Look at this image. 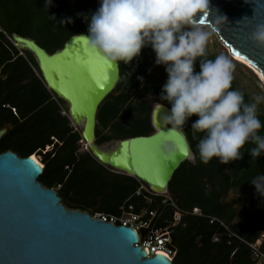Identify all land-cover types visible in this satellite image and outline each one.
Here are the masks:
<instances>
[{
  "label": "trees",
  "instance_id": "16d2710c",
  "mask_svg": "<svg viewBox=\"0 0 264 264\" xmlns=\"http://www.w3.org/2000/svg\"><path fill=\"white\" fill-rule=\"evenodd\" d=\"M99 7L100 0H51L48 6L46 0H0V130L7 129L0 139V154L11 151L20 158L38 157L43 166L38 182L56 191L67 210L93 217L118 215L127 206L134 214L155 212L153 228H166L172 211L163 204L164 198L145 191L137 195L141 185L147 188L145 184L111 172L81 151L80 133L60 114L64 103L45 88L32 56L20 53L9 40L14 34L29 38L52 54L70 37L87 35L91 16ZM216 56L208 51V58ZM155 59L147 46L129 64H119L120 80L97 111V145L150 135L152 100L172 107L160 98L168 75ZM199 71L197 60L194 72ZM232 87L244 93L246 102L251 99L235 79ZM259 118L264 124V105ZM197 119L192 116L183 126L195 163H182L168 185L172 200L189 213L171 229L172 264H257L246 243L264 234V196L251 184L264 174V154L252 159L248 151L254 145L247 144L241 160L223 165L214 158L207 165L201 163L196 148L200 134L192 137ZM231 195L235 199L229 200ZM193 209H199L202 217L190 215ZM209 218L220 220L226 228L209 224ZM259 250L264 255V239Z\"/></svg>",
  "mask_w": 264,
  "mask_h": 264
},
{
  "label": "water",
  "instance_id": "95a60500",
  "mask_svg": "<svg viewBox=\"0 0 264 264\" xmlns=\"http://www.w3.org/2000/svg\"><path fill=\"white\" fill-rule=\"evenodd\" d=\"M218 16L224 19L217 22ZM200 19L216 28L229 52L234 49L251 60L264 80L259 70L264 49L249 39L264 24V0H209V14ZM77 36L52 54L29 38L14 34L9 40L20 53L32 56L45 88L64 103L69 126L80 133L85 151L111 172L145 184L151 194L169 195V182L180 165L195 163L194 154L185 156L176 139L189 145L184 127L181 133L171 131L165 119L171 108L156 102L150 135L97 145V111L116 88L120 69L119 64L99 60L85 73L83 62L90 51ZM6 132L0 130V139ZM42 171L34 158H20L11 151L0 154V264H172L160 254L147 258V252L136 246L134 229L67 210L56 191L38 182Z\"/></svg>",
  "mask_w": 264,
  "mask_h": 264
},
{
  "label": "clouds",
  "instance_id": "9594fccd",
  "mask_svg": "<svg viewBox=\"0 0 264 264\" xmlns=\"http://www.w3.org/2000/svg\"><path fill=\"white\" fill-rule=\"evenodd\" d=\"M50 3L46 0L47 6ZM208 14L209 0H100L88 34L77 37L94 56L114 65H127L143 48H152L156 65H163L168 75L160 97L172 105L167 124L171 131H179L189 118L198 117L192 137L200 134L196 148L201 163L207 165L214 158L223 165L241 160L247 144L254 145L248 154L257 159L264 154L260 134L264 124L259 118L264 91L246 102L244 93L232 87L236 65L229 56L208 58L216 28L198 20ZM249 39L264 49V24ZM197 60L199 73L194 72ZM185 149L191 157L190 145L185 143ZM251 184L264 196V174Z\"/></svg>",
  "mask_w": 264,
  "mask_h": 264
},
{
  "label": "built area",
  "instance_id": "2783aa9c",
  "mask_svg": "<svg viewBox=\"0 0 264 264\" xmlns=\"http://www.w3.org/2000/svg\"><path fill=\"white\" fill-rule=\"evenodd\" d=\"M12 112L15 113V110H12ZM60 114L61 116L68 118L67 110L65 107H60ZM81 148L85 151L83 146H81ZM34 157L35 156H32L31 158ZM36 158V160H38V164H40V159L38 157ZM41 167L43 166L41 165ZM140 191L150 193L144 185H141L139 187V190L136 194L139 195ZM163 198V204H167L172 211V221L170 225L166 228H153L152 223L156 216L155 212L142 211L140 214H134L132 212V207L127 206H122L119 209L118 215L97 214L92 218L100 220L104 223H110L115 226H123L134 229L138 234L139 238L138 244L136 246H140L143 250L147 252V258L163 253V255L172 262L175 256V252L170 248L171 229L180 224L183 217L189 215V213L182 211L172 200L170 194L163 196ZM190 215L202 217V214L199 209H193ZM214 223H218L224 228H226V226L220 220L216 218H209V224L212 225ZM140 231L145 232H143V234H139ZM263 239L264 234H262L260 238L256 240V242L252 244L246 243V245L250 248L253 260H255L257 264H264V255L259 250ZM217 240L218 239L216 238L215 241Z\"/></svg>",
  "mask_w": 264,
  "mask_h": 264
},
{
  "label": "rangeland",
  "instance_id": "374dc122",
  "mask_svg": "<svg viewBox=\"0 0 264 264\" xmlns=\"http://www.w3.org/2000/svg\"><path fill=\"white\" fill-rule=\"evenodd\" d=\"M208 51L213 54H225L236 65V70L234 73V79L238 82L241 88H243L251 97L260 94L264 91V84L259 81L257 76L245 65L236 61L231 55L227 47L219 40L218 36L214 33L208 44ZM160 102L158 99L152 100V105L154 103ZM65 107V105H64ZM83 149H81L82 151ZM84 151V150H83ZM235 199V195H231L229 200Z\"/></svg>",
  "mask_w": 264,
  "mask_h": 264
},
{
  "label": "snow or ice",
  "instance_id": "6c2138e0",
  "mask_svg": "<svg viewBox=\"0 0 264 264\" xmlns=\"http://www.w3.org/2000/svg\"><path fill=\"white\" fill-rule=\"evenodd\" d=\"M199 22L204 23L205 21L203 19H200ZM232 55L238 60H244L246 63H248L249 67H257L256 65H254V63L251 60H249L245 56H242L240 52H238L234 49L232 51ZM93 57H95V59H93ZM99 60L100 59L98 57L94 56L90 52L89 53V59H87L86 61L83 62V70L85 71V73H87V71H89V70H92L96 66V62ZM259 70L261 71L262 75H264V66H260ZM101 78H103V70L102 69H101ZM172 135L175 136V133H173ZM176 139H177V142L180 143V145H181V151L186 156L187 152H186L185 147L183 146L182 140L179 137H177ZM160 255H163V253H161Z\"/></svg>",
  "mask_w": 264,
  "mask_h": 264
},
{
  "label": "bare ground",
  "instance_id": "6f19581e",
  "mask_svg": "<svg viewBox=\"0 0 264 264\" xmlns=\"http://www.w3.org/2000/svg\"><path fill=\"white\" fill-rule=\"evenodd\" d=\"M216 34V33H215ZM217 35V34H216ZM230 55L236 60V61H239V63L245 65L246 67H248L256 76L257 78L259 79L260 82H262V84H264V80L261 76V74L257 71V69H255L254 67H249L248 63H246L244 60H238L236 59L233 55H232V52H230Z\"/></svg>",
  "mask_w": 264,
  "mask_h": 264
}]
</instances>
